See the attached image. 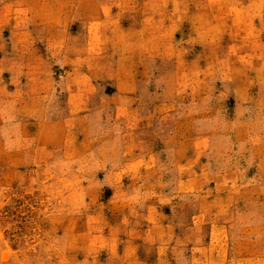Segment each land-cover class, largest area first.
<instances>
[{
  "label": "rangeland",
  "instance_id": "rangeland-1",
  "mask_svg": "<svg viewBox=\"0 0 264 264\" xmlns=\"http://www.w3.org/2000/svg\"><path fill=\"white\" fill-rule=\"evenodd\" d=\"M17 1L0 264H264V0Z\"/></svg>",
  "mask_w": 264,
  "mask_h": 264
},
{
  "label": "crops",
  "instance_id": "crops-1",
  "mask_svg": "<svg viewBox=\"0 0 264 264\" xmlns=\"http://www.w3.org/2000/svg\"><path fill=\"white\" fill-rule=\"evenodd\" d=\"M31 1V0H29ZM27 0H18L17 3H27L29 2ZM61 2H65L68 5L71 3L73 4V2H76L79 6L81 2H84L85 0H60ZM34 2L37 3H41L42 6L46 5L48 2H52L53 0H34ZM95 3H97V0H94ZM65 8V10H63L64 12H67L66 14L61 15V17L63 19H68L71 14H70V10L69 7ZM98 7H96L95 4V10L94 12H96L95 15L93 16H86L85 14H81V10L77 11L75 10V14H73V17H78V18H82V19H86V17H88L89 19L92 18H96L99 13H97ZM42 10H46L47 14L43 15H39V16H33V7L31 8V10H29V12H27V10H24L23 13L20 12V14H14L13 13H4L2 10L0 11V29H9L11 34H25L28 33V31H26L25 29L29 28V26L33 29V25H35L36 27L38 26L41 29H48V27H55L54 26V22L53 20H47L50 19V15L54 14V8H51V6H44V8ZM59 9H57L58 11ZM52 16V15H51ZM53 19V18H52ZM33 31V30H31Z\"/></svg>",
  "mask_w": 264,
  "mask_h": 264
}]
</instances>
